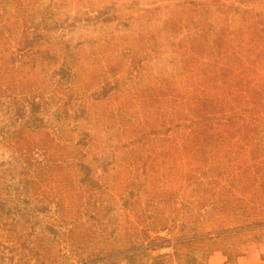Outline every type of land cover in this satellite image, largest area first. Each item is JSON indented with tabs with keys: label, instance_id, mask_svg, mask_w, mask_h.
Returning a JSON list of instances; mask_svg holds the SVG:
<instances>
[{
	"label": "rangeland",
	"instance_id": "obj_1",
	"mask_svg": "<svg viewBox=\"0 0 264 264\" xmlns=\"http://www.w3.org/2000/svg\"><path fill=\"white\" fill-rule=\"evenodd\" d=\"M15 17L44 48L0 47V264H238L264 245V124L197 125L167 101L212 85L224 26L264 61V0H0L19 37Z\"/></svg>",
	"mask_w": 264,
	"mask_h": 264
},
{
	"label": "trees",
	"instance_id": "obj_2",
	"mask_svg": "<svg viewBox=\"0 0 264 264\" xmlns=\"http://www.w3.org/2000/svg\"><path fill=\"white\" fill-rule=\"evenodd\" d=\"M231 7L234 11L232 18L237 12H245L244 9L241 10L240 7L236 8L233 4H231ZM219 8H221V6L217 8L220 15L226 14V11L222 10V8L219 11ZM11 17L12 15L9 13V25H11ZM53 18L54 17H44L41 22L44 24L59 22V20L53 21ZM232 18L230 19L227 17L226 25H230ZM14 25L19 28L22 27L19 37L12 35L7 30L8 25L6 19H0V47L5 41L10 40L14 48L16 46L15 49L19 55H21V58L31 53L38 54L39 51L42 52L44 43L35 42L38 32H40L39 26L35 25L33 29L27 27L25 24L22 25V23L20 25L18 17H15ZM225 27L226 26L213 33L215 38L213 49L215 57L218 59L211 63L214 68L212 85L207 87L202 84V89L197 96H176L172 99L167 98V101L174 106H179L182 118H192L194 122H197V125L209 124L211 126L231 127L235 124H264V61L261 59L245 60L235 44V33L230 31L229 28L225 29ZM44 30L48 31L49 27L46 25ZM189 35L192 36L194 33H190ZM255 35L256 39L260 41L264 39V23L259 21L256 23ZM218 41L224 42V45L219 46ZM258 49H264V46L258 47ZM206 63L210 62L206 61ZM203 65L205 69L211 67L207 66L210 64ZM205 69L203 71H205ZM203 71L202 69H198L195 77L196 80L207 77ZM187 73H190V71L187 70ZM213 85L214 87H212ZM185 107L187 109H185ZM179 115L178 113V116ZM186 115L188 116L187 118ZM192 115L196 116L190 117ZM212 135L217 136L216 133H212ZM222 234L223 233H220L216 236L208 234L198 235L183 241L180 240L176 244H191L199 241L214 242V240L218 239ZM132 250L133 252H137L139 249L133 248ZM113 254L114 251H110L109 255ZM103 256L109 257L108 255ZM105 257H97V260L104 259ZM62 258L66 259L67 257L63 256ZM170 259L168 255H159L154 258V264H171Z\"/></svg>",
	"mask_w": 264,
	"mask_h": 264
},
{
	"label": "crops",
	"instance_id": "obj_3",
	"mask_svg": "<svg viewBox=\"0 0 264 264\" xmlns=\"http://www.w3.org/2000/svg\"><path fill=\"white\" fill-rule=\"evenodd\" d=\"M250 252L238 257V264H264V245L252 247ZM226 256L222 252H215L209 260V264H225Z\"/></svg>",
	"mask_w": 264,
	"mask_h": 264
}]
</instances>
